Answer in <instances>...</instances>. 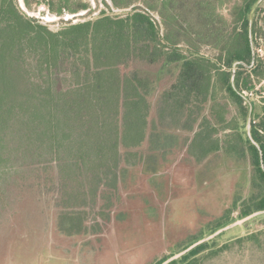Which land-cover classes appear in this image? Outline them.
Returning <instances> with one entry per match:
<instances>
[{
  "label": "trees",
  "instance_id": "16d2710c",
  "mask_svg": "<svg viewBox=\"0 0 264 264\" xmlns=\"http://www.w3.org/2000/svg\"><path fill=\"white\" fill-rule=\"evenodd\" d=\"M109 1L111 5L105 0L104 4L110 8L130 10L124 14L102 11L93 20L53 31L25 14L16 0H0V164L6 149L25 157L29 153L37 164L50 165L55 159L58 174L63 169L70 178L72 169L62 161H85L92 155L100 161L113 158V147L119 139L125 140V134L118 131L119 115L123 132L128 126L137 131L146 126L143 106L152 77L139 69L122 72L139 61L180 65L176 81L159 98V128L190 127L201 111L198 101L215 95L228 97L237 115L247 114L243 91L253 90L255 79L264 78L255 51L261 30L253 23L249 31V12L257 0ZM23 2L28 9L43 5L58 16L90 8L79 0ZM217 7H228L235 24L231 31L228 18ZM149 11L158 13L160 24ZM202 45L216 47L218 55H202ZM253 52L255 63L250 70L255 77L244 73L247 67L239 63L232 82L233 63L249 64ZM228 106L222 104L221 111L228 113ZM219 120L218 125L225 129L227 122ZM237 123L235 129L240 128ZM261 131L264 112L253 133L264 162ZM233 139V144L251 143L242 138L240 129ZM253 153L255 160L254 147ZM263 233L252 232L234 242L259 245ZM205 246L191 249L181 261L196 256ZM228 246L225 243L220 248ZM186 264L199 262L192 258Z\"/></svg>",
  "mask_w": 264,
  "mask_h": 264
},
{
  "label": "rangeland",
  "instance_id": "374dc122",
  "mask_svg": "<svg viewBox=\"0 0 264 264\" xmlns=\"http://www.w3.org/2000/svg\"><path fill=\"white\" fill-rule=\"evenodd\" d=\"M16 1L25 14L37 18L53 31L71 23L93 20L102 11L124 14L130 10L110 8L104 4V0H79L88 3L90 8L58 16L48 12L43 5L28 9L23 0ZM105 1L111 5L109 0ZM217 8L219 14L228 18V31H231L235 24L228 15V7ZM149 13L155 23L160 24L158 13ZM252 19L256 29L261 30L260 33L257 31L255 51L262 62L260 69H264V0L256 7ZM199 51L202 55L213 58L219 53L216 47L209 45H202ZM244 71L251 78L255 77L250 67ZM255 85L253 90L243 91L246 99L242 102L247 110L249 102L252 105V136L264 112V78L255 79ZM247 115L248 112L244 116L238 115L239 129L242 138L246 140L249 139L246 131ZM258 134L264 139V132ZM183 136L186 137V133ZM182 140L183 138H179L178 142L182 146L186 145ZM185 152V147H181L178 152L173 151L169 160L175 162L161 164L156 171L149 172L147 167L142 166V169L140 167L131 171V174H126V185L123 187L125 195H120L122 206L117 209L107 198L108 195H102L104 198H97L95 195H70V179L63 174V169L60 170L63 176L57 178L58 165L55 159L51 160L50 165H42L31 159L29 153L25 157L7 149L2 151L1 157L4 160L0 164V264H159L195 239L210 234L211 230L216 231L256 210L264 209V188L259 189L260 194L251 197L250 177L253 170L248 165H243L236 156L238 159L227 158L222 164L211 166L214 173L222 176L227 174L229 183L226 192L233 185V180L237 179L235 194L206 195L204 200L211 210L198 209L200 216L194 219L195 201L190 200V213L183 217L176 215L173 220L167 214L168 205L172 203L174 207V201L182 196L178 194L183 183H186L183 180L186 176V164L182 163ZM15 159L20 162L14 161ZM209 165L208 161L194 163L186 180L189 183L192 177L203 180ZM162 169L164 170L160 171ZM213 171L210 170L212 176L208 175L211 178L214 177ZM162 172H166L167 177L160 175ZM176 172L185 175H179L180 178L173 181ZM130 177L132 182H129ZM223 181L226 179L223 178ZM135 185L139 186L137 193L133 189ZM169 191L171 195H168ZM74 192L80 193V187L75 188ZM198 202L200 200H196V204ZM113 208L116 209L115 215L112 214V221L108 223L106 214ZM229 208L230 212L226 214ZM119 212H123L122 216L114 221ZM178 213L183 211L179 210ZM58 220H64L66 225L69 220L72 226L81 223L86 231L73 233L66 229V225L58 226ZM261 230L264 231V213L224 230L209 241L196 256L185 261L176 259L175 264H186L192 258L198 259L199 264H264V233L260 236L262 242L259 245L253 241L234 242L237 237ZM224 243H229L230 246L221 249Z\"/></svg>",
  "mask_w": 264,
  "mask_h": 264
},
{
  "label": "crops",
  "instance_id": "0c3cea01",
  "mask_svg": "<svg viewBox=\"0 0 264 264\" xmlns=\"http://www.w3.org/2000/svg\"><path fill=\"white\" fill-rule=\"evenodd\" d=\"M131 69L145 71L152 77L150 91L145 95L146 104L143 106L144 112L146 111V126H141L138 131L128 126L123 132L119 115L118 131L125 134V140L124 142H121V139L117 141L113 147V158L100 161L92 155V159L85 161L77 159L65 163L62 161L63 165H70V169H72L69 178L70 195H125L123 187L126 185L124 184L126 174H131V171L140 167L142 169V166L147 167L150 172L157 168L155 164L164 158L165 164H169L173 161L169 160L172 158L173 151L178 152L181 147H185L186 150V154L182 156V163L186 164V172L184 170L186 176L190 174L188 172L192 170L194 163L201 164L208 161L210 165L207 169L213 171L211 166L222 164L224 159L231 157L232 147L235 145L233 144L234 133H237L239 129L234 128L238 124V115L235 106L228 97L215 95L206 101H198L202 104L201 111L197 120L186 129L159 128L156 125L159 98L176 81L180 65L139 61L135 66L125 68L122 72H128ZM175 73H178L177 76ZM225 102L229 105L228 113L221 111V105ZM219 119H224L227 122L225 129L218 125ZM153 124H155V129ZM183 133H186V137L183 136ZM179 138H183L182 142L184 141L186 145L182 146L178 142ZM226 140L228 142L225 146L224 141ZM61 173H57V178L63 176ZM203 179L205 178L203 177ZM205 180L206 182L197 181L196 184L200 188L197 185L194 188L214 195L223 189L221 174L215 172L213 178L207 176ZM129 182H132V177L129 178ZM193 183V181L189 183L186 180L187 188L192 189ZM78 187H80V193L74 192V189ZM133 189L137 193L139 186L135 185Z\"/></svg>",
  "mask_w": 264,
  "mask_h": 264
},
{
  "label": "flooded vegetation",
  "instance_id": "af4514ba",
  "mask_svg": "<svg viewBox=\"0 0 264 264\" xmlns=\"http://www.w3.org/2000/svg\"><path fill=\"white\" fill-rule=\"evenodd\" d=\"M247 137L249 138V136L247 135ZM253 137V136H252ZM254 139V138H253ZM249 140H250V138H249ZM255 140V139H254ZM256 141V140H255ZM250 142L251 143H244V144H235V145H233V147H232V151H231V157L230 158H234V157H238V158H240V161H241V163L244 165H248L249 166V168L251 169V170H253L252 172V176L250 177V192H251V197H253V195H256V194H260L259 192V189L260 188H264V162H263V158H262V150H261V147H260V145L257 143V144H254V143H252V141L250 140ZM253 147L257 150V153H258V156H257V158L255 157V160H254V153H253ZM184 154H186V152L184 153ZM225 156H226V154H225ZM236 157V159H238ZM165 160V158L164 159H162L160 162L158 161L156 164H155V167L157 166V168H158V166L159 165H161V164H165V162H166V160ZM157 168H154L152 171H156L157 170ZM164 169H162V170H160V171H163ZM208 172L206 173V175L204 176V178L206 179L207 178V176L208 175H211V172H210V170H207ZM156 173H159V171H157ZM160 175H163V176H166L167 177V173L166 172H162V174H160ZM181 175H185V174H183V173H177L176 172V176L173 178V181H174V179H176V178H180V176ZM221 177H223V178H225L226 179V181H223V186H222V188L223 189H221V192H217L215 195H234L235 193H234V188H235V186L237 185V179L235 178L234 180H233V185H231L230 186V188H229V190H227V192H226V189H227V186H228V183H229V180L227 179L228 178V176H227V174H225V176H222L221 175ZM205 179H203L202 181H204V182H206V180ZM183 180H185L186 181V176H184V178H183ZM182 180V181H183ZM191 181H193L194 183L192 184V186H193V188L192 189H189V188H187L188 186L186 185V183H183V187H181V191L179 192V194L178 195H182L181 197H180V199H178L177 201H174V207L172 206V203H170L168 206V213L167 214H169V215H171L172 216V219L173 220H175V218H176V215H180L181 217H183V216H186L187 214H189L190 212H189V210H188V202L190 201V200H194L195 201V204H194V210H193V212H194V217L192 218V219H194L195 217H197V216H200L199 215V213H198V209H201V210H206V211H209V210H211V207L210 206H208L207 205V202L204 200V198L206 197V195H214V194H206V193H204L202 190H200V189H196V188H194V187H196V182L197 181H199V179H196V178H194V177H192L191 178ZM198 187H199V185H197ZM200 188V187H199ZM195 190H197V191H195ZM256 191H257V193H256ZM168 195H171V193H170V191H169V193H168ZM94 196V195H93ZM97 198L98 197H101L102 195H95ZM215 197V196H214ZM102 198H104V196H102ZM107 198H109L110 200H111V202H113L112 203V205H113V207L115 206V208H117V209H120V207L122 206L121 204H120V195H108L107 196ZM216 199H217V197H215ZM196 200L197 201H199L200 200V202H198L197 204H196ZM177 204V205H176ZM111 205V206H112ZM199 207H198V206ZM264 205V204H263ZM115 208H113V210H111L110 212H108L107 214H106V218L105 219H107V221H108V223H111V221H112V214L113 215H115ZM179 210H182L183 211V213H181V214H179L178 213V211ZM230 210V208L229 209H227L226 210V214H229L228 212H230L229 211ZM259 210H264V209H259ZM99 212H101V211H99ZM185 212V213H184ZM122 214H123V212H119L118 214H117V216H115L114 217V221H116V219H120V216H122ZM223 215V214H222ZM224 216V215H223ZM60 217V216H59ZM68 217H70V215H68ZM71 217H73V215H71ZM59 219H61V218H59ZM68 221V225H66L65 224V222H64V220H58V226H64L65 227V225H66V229L68 230V231H72L73 233H80V232H84V231H86V227H84L83 226V224H81V223H79L77 226L76 225H74V226H72L71 225V222L69 221V220H67ZM66 221V222H67ZM83 222V221H82ZM234 222V221H233ZM232 223V222H231ZM228 224H230V223H228ZM228 224H226V225H228ZM226 225H224V226H226ZM187 226H189V225H186V227ZM224 226H222V227H224ZM237 226V225H236ZM235 227V226H234ZM221 228V227H220ZM218 230V229H217ZM211 233H213V232H215L214 230H211L210 231ZM223 232V231H222ZM210 233V234H211ZM210 234H208V235H210ZM220 234V233H219ZM219 234H217L216 236H218ZM206 235V234H205ZM203 236V237H201V238H197V239H195L194 241H192L191 243H189L188 245H186L185 247H183L180 251H182V250H184V249H186L188 246H190L191 244H193V243H195L196 241H198V240H200V239H202V238H204V237H206V236H208V235H206V236ZM216 236H214L213 238H211V239H209V240H206V241H204V242H202V243H200V244H198V245H201V244H204V245H206L209 241H211V240H213ZM238 238V237H237ZM225 244V243H224ZM198 245H196L195 247H197ZM223 245V244H222ZM194 247V248H195ZM193 249V248H192ZM180 251H177V252H175L174 254H176V253H178V252H180ZM190 251V250H189ZM189 251H187V252H189ZM187 252H185L184 254H182L181 256H179L178 258H176L177 260H181L182 259V256L183 255H185ZM173 254V255H174ZM173 255H171V256H173ZM170 256V257H171ZM170 257H167L166 259H168V258H170ZM165 259V260H166ZM176 259H173V260H171L170 262H168L167 264H170V263H172L173 261H175ZM184 259V261H185V259H186V257H184L183 258ZM165 260H163L162 262H164ZM161 262V263H162ZM161 263H159V264H161Z\"/></svg>",
  "mask_w": 264,
  "mask_h": 264
},
{
  "label": "water",
  "instance_id": "95a60500",
  "mask_svg": "<svg viewBox=\"0 0 264 264\" xmlns=\"http://www.w3.org/2000/svg\"><path fill=\"white\" fill-rule=\"evenodd\" d=\"M263 1V0H257L253 7L251 8L250 10V13H249V31H251V28H252V24H253V14H254V11L256 9V7L260 4V2ZM245 64L247 67H252L253 64L255 63V54L253 52L252 54V59H251V62L249 64H246V63H243V62H234L233 63V74H232V82L234 80V75H235V70H236V66L237 64ZM251 114H252V105H251V102H249V110H248V115H247V123H246V131H247V135L249 136L250 140L252 141V143L254 144H257V142L253 139L252 137V134H251ZM261 213H264V210H256L240 219H237L236 221L224 226V227H221L220 229L216 230L215 232L211 233L210 235L196 241L195 243L191 244L190 246H188L186 249L174 254L173 256H171L170 258L166 259L164 262H162L161 264H167L168 262H170L171 260L173 259H176L178 258L179 256H181L182 254H184L185 252L191 250L192 248H194L196 245L206 241V240H209L211 238H213L214 236H216L217 234L221 233L222 231L226 230V229H229L233 226H236V225H240L242 224L244 221L250 219L251 217L255 216V215H258V214H261Z\"/></svg>",
  "mask_w": 264,
  "mask_h": 264
}]
</instances>
